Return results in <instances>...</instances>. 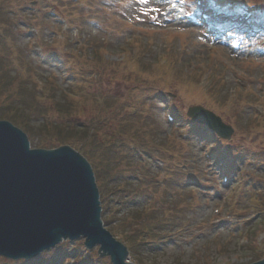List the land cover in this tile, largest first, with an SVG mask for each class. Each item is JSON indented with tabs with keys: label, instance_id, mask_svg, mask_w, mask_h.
<instances>
[{
	"label": "rangeland",
	"instance_id": "obj_1",
	"mask_svg": "<svg viewBox=\"0 0 264 264\" xmlns=\"http://www.w3.org/2000/svg\"><path fill=\"white\" fill-rule=\"evenodd\" d=\"M180 1L191 13L182 24L175 23L165 4L150 0H0V16L12 23L6 27L13 35L6 46L10 62L17 59L25 69L23 76L20 69L13 72L10 62L0 63V113L13 117L14 122H25L27 129L23 131L35 148L37 128L43 122H49L50 128L64 122V129L69 122L78 129L85 118L93 127L97 124L91 118L99 114L94 109L87 116L70 112L61 121L51 106L53 102L59 105L62 91H68V100L79 105L84 101L88 106L89 101L79 95L89 92V99L98 107L104 99L110 102L111 107H105L101 115L108 116L115 127L122 123L125 128L129 123L152 148L171 134L190 142L185 149H178L167 140L184 154L186 160H178L179 165L153 148L152 154L145 152L144 166L128 152L127 144L136 145V141L129 134L119 135L112 166L126 174L121 158H134L143 182L139 181L143 184L139 189L147 192L148 199L153 198L149 208L155 202L153 211L170 209V216L175 217L174 209L162 202L170 198L179 214L169 229L170 240L159 248L142 250L145 264H249L253 256L264 253V0H224L220 11H209L211 23L232 32L244 27L237 26L239 15L252 6L256 9L252 21L257 32L250 38L239 32L230 40L207 34L194 14V0ZM31 27L37 30L33 36ZM7 54L0 47V58L5 60ZM19 74L30 81L20 82L23 78ZM17 86L19 92L14 91ZM42 93L51 98L40 97ZM96 93L100 96L94 98ZM166 93L171 94L170 99L165 98ZM198 104L233 126L234 133L224 146L212 142L205 126L191 127L186 122L187 107ZM15 106L17 113L8 115ZM170 111L175 113L176 122L167 120L165 114ZM39 112L45 115L40 117ZM134 114L139 117L135 121ZM96 135L103 146L105 130ZM51 141L76 149L80 138H66L61 133ZM93 148L95 154L101 150ZM209 152L213 158L208 157ZM159 159L169 170L165 182L169 187L164 186L163 194L154 180L160 183L165 175V168L156 163ZM175 166L184 167L181 177L171 174ZM225 174L226 183L222 181ZM189 194L193 195L190 199ZM145 201L139 196L134 204L143 207ZM120 209L118 214L126 213L127 208ZM106 228L116 237L121 230L115 223ZM51 250L26 264H110L107 257L98 256L96 246L87 251L80 238L61 242ZM0 263L22 264L3 257Z\"/></svg>",
	"mask_w": 264,
	"mask_h": 264
},
{
	"label": "water",
	"instance_id": "obj_2",
	"mask_svg": "<svg viewBox=\"0 0 264 264\" xmlns=\"http://www.w3.org/2000/svg\"><path fill=\"white\" fill-rule=\"evenodd\" d=\"M187 115L230 139L232 129L213 112L191 106ZM99 190L88 160L69 145L30 149L27 135L0 121V255L33 258L63 239L85 237L112 264L127 249L102 225ZM251 264H264V258Z\"/></svg>",
	"mask_w": 264,
	"mask_h": 264
},
{
	"label": "trees",
	"instance_id": "obj_3",
	"mask_svg": "<svg viewBox=\"0 0 264 264\" xmlns=\"http://www.w3.org/2000/svg\"><path fill=\"white\" fill-rule=\"evenodd\" d=\"M0 25H5L4 32L7 31L6 27L11 25V21H9L6 18H3L0 16ZM5 37L4 33L0 32V47L5 48ZM4 56V55H3ZM5 60L1 56L0 63L3 64V66L8 62V59L6 56ZM0 64V65H1ZM2 66V65H1ZM11 80V79H10ZM20 82L25 83V80L30 79H20ZM14 91L19 92L20 86H17L14 88ZM67 92L60 93V99L58 100L60 103L59 105L57 103L55 104V110L57 115L60 114L59 120H63L62 116L65 114H68L70 112L78 113L79 115H88L91 113V110L94 109L97 111V116L100 117L97 119L96 117H91L93 123H97L94 127L89 121H86L87 118H85V121L79 126L78 129L75 128V124L69 122V125L66 129H64L63 126H65L66 123L63 122L62 125L59 123L55 124L50 128L49 122H43L41 123V126L37 128V134L39 136L38 141L35 143L36 147H45V148H52L57 145H60L54 141H51L54 138H59L61 136V133L66 138H72L75 135H77L80 138V142L76 143V149H78L87 159H89L93 170L95 172L96 181L99 187L100 192V199L102 203L103 208V221L106 225H111L112 223H115L116 226L121 229L120 231H117V234L122 236V239L126 244L128 245L132 256L136 259L135 261L138 263L145 264L147 262L144 260L143 255H141V252L144 248H147L148 250H152L153 248H159L162 242L165 240L171 239V232H169V229L171 228V225L175 222L177 216H179L178 213H176L175 210V204L170 198H164L162 202L167 205V208L174 209V212L176 216H170L171 210L167 209V213L169 215L165 214V211L160 213V210L157 209L156 211H153V205L151 208H148L149 211L142 210L146 207H138L135 203V199L139 196H142L143 191H141L139 188L143 186V184H139V181L141 177L138 175V165L134 161L135 159H131L132 157H124L121 158V161H123L124 169L128 173L124 174L122 171L117 170L114 166H112L113 162L115 161V147L118 146L119 141V135H125L128 136L129 134L131 140L136 145H133L135 149H132V154L134 156L137 155V151H140L141 154L145 155L146 153L152 154L155 148V152L159 150H163L167 157L171 159L173 163L178 164V160H181L184 157V154H179L175 147L171 145L170 140L165 138L164 141H159L157 145L155 144V147H150L147 138L141 137L137 130L134 128H131V125L128 123L125 128L123 126H120L122 123L118 124L117 127H115L114 124H112V121L109 120L108 116H103L101 113L103 112V109L109 106V101L104 99V102L99 104V107L96 105L94 99H89L90 96H92L89 92H87V96L84 99L89 101L88 106L84 103V101L79 105L75 101L68 100ZM98 94V95H96ZM94 94V98H97V96H100L99 93ZM34 96H32V101L37 103ZM92 100V101H91ZM36 106L39 108V106L36 104ZM18 106H15V109H9V111H12L11 114L14 116L17 113ZM20 108V107H19ZM40 109V108H39ZM42 111V110H41ZM43 112H41L42 114ZM40 114V112H39ZM106 117V118H105ZM132 120H136L139 117L137 115L132 116ZM8 119L11 120L13 123H17L16 125L23 127V129H27L25 122H14L12 120L13 117H8L6 115H3V112L0 113V119ZM89 118V117H88ZM23 119V118H22ZM24 120V119H23ZM87 123L88 126H85ZM98 127V128H97ZM97 128V129H96ZM105 130L104 137L101 139L102 144L99 141H96V132L98 130ZM96 130V131H95ZM143 129H141L142 132ZM95 131V135H94ZM72 134V135H71ZM157 133H152L151 136L155 137ZM70 140V139H69ZM169 140L170 143L167 142ZM88 142L87 145H85V142ZM123 142V141H122ZM70 143V141H69ZM175 146L178 149H184L186 143L183 141L174 142ZM98 146L101 148L97 152V154L92 153L94 150L93 147ZM130 152V151H128ZM146 152V153H145ZM146 156V155H145ZM142 165L146 166L144 163L139 161ZM184 167L180 166V170L178 171L177 168H175L172 172L173 174H176L177 177L182 176V170ZM146 170L148 172L149 177H152V174L150 172V169L146 167ZM141 183V182H140ZM167 187L169 185L167 184ZM168 193V191L164 194V196ZM190 195V194H189ZM191 195L189 196L190 199ZM192 198V197H191ZM170 201H167L169 200ZM121 208H127L126 213L118 214ZM146 209V210H148ZM172 219V220H171ZM117 230V229H116ZM258 257L253 256L254 260H257L260 258V255H256ZM26 264V262H24ZM156 264V263H152Z\"/></svg>",
	"mask_w": 264,
	"mask_h": 264
},
{
	"label": "snow or ice",
	"instance_id": "obj_4",
	"mask_svg": "<svg viewBox=\"0 0 264 264\" xmlns=\"http://www.w3.org/2000/svg\"><path fill=\"white\" fill-rule=\"evenodd\" d=\"M210 158H211V155H210Z\"/></svg>",
	"mask_w": 264,
	"mask_h": 264
}]
</instances>
